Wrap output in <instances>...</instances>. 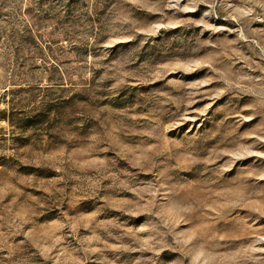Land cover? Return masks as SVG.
<instances>
[{"label": "rangeland", "instance_id": "rangeland-1", "mask_svg": "<svg viewBox=\"0 0 264 264\" xmlns=\"http://www.w3.org/2000/svg\"><path fill=\"white\" fill-rule=\"evenodd\" d=\"M0 264H264V0H0Z\"/></svg>", "mask_w": 264, "mask_h": 264}]
</instances>
